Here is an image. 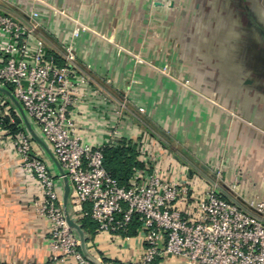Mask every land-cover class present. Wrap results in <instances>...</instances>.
<instances>
[{"label":"crops","instance_id":"crops-1","mask_svg":"<svg viewBox=\"0 0 264 264\" xmlns=\"http://www.w3.org/2000/svg\"><path fill=\"white\" fill-rule=\"evenodd\" d=\"M186 3L176 10L148 7L143 0H0V8L26 22L37 11L36 33L49 49L72 44L75 63L88 76L72 108L76 130L85 141L96 146L121 138L145 142L161 154L166 177L199 185L214 182L222 196L245 205L264 198V0ZM174 15L182 22H172ZM77 22L84 28L73 36ZM164 29L165 43L158 41ZM176 42L183 76L196 81L197 90L182 92L181 125L175 132L172 125L160 135L149 134L128 111L121 112L125 98L146 112L156 99V92L143 93L139 82L130 84L131 79L141 80L144 63L133 54L148 45V58L158 59L163 47L174 52ZM174 133L180 135V146L173 144ZM33 148L55 175L61 196L62 182L51 160L35 141ZM39 197L35 178L21 165L10 137L0 132L1 260L51 264L49 222L35 209ZM74 218L81 225V216ZM135 227L131 225L126 238L81 226L85 250H80L92 264H140L143 244Z\"/></svg>","mask_w":264,"mask_h":264},{"label":"built area","instance_id":"built-area-1","mask_svg":"<svg viewBox=\"0 0 264 264\" xmlns=\"http://www.w3.org/2000/svg\"><path fill=\"white\" fill-rule=\"evenodd\" d=\"M37 15L33 10V20L26 22L0 8V84L20 101L63 167L73 216L87 215L96 231L126 238L136 220L143 244L140 264H166L168 257L171 264H264V198L240 205L222 196L214 182L199 185L168 178L161 154L150 151L145 142L136 143L142 163L126 183L106 170L103 146L111 143L96 146L85 141L73 117V105L83 95L80 86L88 76L76 65L71 43L59 51L47 47L36 33ZM82 27L77 22L72 35ZM5 115L8 109L0 101V132L10 137L21 165L30 170L40 190L35 209L49 222L51 264H92L66 221L47 162L34 150L25 129L10 133L3 127ZM0 264L41 263L0 259Z\"/></svg>","mask_w":264,"mask_h":264},{"label":"rangeland","instance_id":"rangeland-1","mask_svg":"<svg viewBox=\"0 0 264 264\" xmlns=\"http://www.w3.org/2000/svg\"><path fill=\"white\" fill-rule=\"evenodd\" d=\"M143 3H145L144 5L148 7L150 5L158 7L165 6L176 10H180L184 4L187 5L186 0H143ZM172 18H174V21L172 22H182L180 16L174 15ZM165 31V29L163 31H159L160 33L158 34V41L162 39V42L165 43ZM181 34V30H179V33L177 31L176 36H174V38L178 40L177 42L181 41ZM149 50L150 47L147 45L140 48L141 52L138 50L136 51L135 55L133 54L135 58L139 56L141 62L144 63L141 68V80L139 81L131 79L130 84L135 83V81L139 82L141 84L143 93H148L151 90L154 93L156 92V99L154 97L153 101L154 106L151 111L146 112L145 107H132L128 104V98H125V101H121V112L123 110L126 112L128 111L127 113L133 115L136 122L141 124L143 130H147L149 134L154 133L160 135V133H162L161 131L170 130L172 125L173 132H175L176 126L181 125V103L183 98L182 92L186 91L187 89H196V81H194L192 78H189L188 76H183V67L182 63L180 62V44H177V46L173 48L174 52L171 53H166L165 47H163V52H158V59L148 58L150 54ZM158 51H160V49ZM152 73H154L155 76ZM0 101L2 105L8 109V115H10V108H12L11 103L2 94H0ZM13 109L18 114L16 108L14 107ZM172 110H174V112ZM10 122H12V118L10 119ZM172 136L175 138L173 144L175 146H180V135H176V133H174ZM51 169L53 172H55L54 166L51 167ZM226 193L228 192H225V194ZM221 194H223V192ZM167 259L168 260H166V264H171L172 257H168Z\"/></svg>","mask_w":264,"mask_h":264},{"label":"trees","instance_id":"trees-1","mask_svg":"<svg viewBox=\"0 0 264 264\" xmlns=\"http://www.w3.org/2000/svg\"><path fill=\"white\" fill-rule=\"evenodd\" d=\"M13 108L14 106L12 105V108H10L11 116L5 115L1 122L3 127L7 128L10 133H16L20 129H25L21 118ZM10 117L12 118V122H10ZM103 156L106 170L121 184L126 183L133 169L142 163L136 142L124 138H121L118 143L104 145ZM80 219L81 226L83 227L95 226L94 221L87 215L81 216ZM134 223H136V220Z\"/></svg>","mask_w":264,"mask_h":264},{"label":"water","instance_id":"water-1","mask_svg":"<svg viewBox=\"0 0 264 264\" xmlns=\"http://www.w3.org/2000/svg\"><path fill=\"white\" fill-rule=\"evenodd\" d=\"M0 93L4 95L8 99V101L11 103V105H13L16 108L18 115L22 120L25 130L28 132L30 137L41 146L43 152L48 156L54 168L56 169L57 175L62 182L61 198H62V205H63V210H64L66 221L68 225L72 229H74V231L78 235L79 240H80V246L82 247L83 250H85V246H84L85 235H84L83 229L81 228L80 223L77 222L73 216V211H72L70 200H69L70 183H69V179L63 167L61 166L60 162L58 161L57 157L55 156L49 144L39 133L37 128L33 125L32 120L26 114L20 101L14 96L11 90L7 86L0 84Z\"/></svg>","mask_w":264,"mask_h":264}]
</instances>
